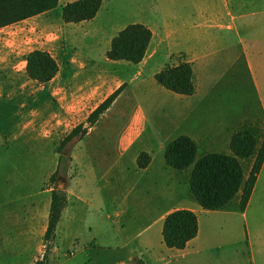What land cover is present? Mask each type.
Returning a JSON list of instances; mask_svg holds the SVG:
<instances>
[{
  "label": "crops",
  "instance_id": "1",
  "mask_svg": "<svg viewBox=\"0 0 264 264\" xmlns=\"http://www.w3.org/2000/svg\"><path fill=\"white\" fill-rule=\"evenodd\" d=\"M74 1L77 0H59L58 7L52 11L0 29V78L3 79L0 85L8 87L0 95L5 99L0 107L12 121V127L1 128L0 159L6 163L13 160L9 154L15 148L24 149L28 156L20 160H25L26 165L48 167L34 193L2 197L0 223L7 231L6 238L25 239L5 241L6 253L18 257L10 260L28 262L40 248L37 241H29V236L37 232L44 238L49 224L55 187L49 182L57 171L59 154L38 161L30 158L29 153L31 150L55 151L74 128L86 124L94 110L126 85L84 138L73 144L68 175L63 176L67 180L64 190L67 205L57 231L60 226L77 224L88 229L122 224L130 228L145 226L162 234L165 218L170 213L189 210L198 216L197 237L184 250L167 247V250L162 247L160 253L146 250L150 264H171L176 259L189 258L196 263L211 261V257H219L208 256L215 247L238 242L233 232L239 226L245 227L243 238L246 240L239 242L247 244L250 264H257L253 256L254 239L261 241L258 236L264 237V165L244 212L235 208L206 211L190 197V172L179 173L171 168L166 162L165 150L171 141L188 136L197 143L198 158L209 153L230 154L231 140L238 133L237 120L230 115L228 123V116H223L222 107L217 103L228 101L231 95L236 97L232 88L236 81L225 76L238 66L248 71L264 114V0H183L181 8L173 7L167 13L170 19L182 21L184 36L198 45L197 56L192 58L186 54L185 61L193 67L195 94L192 96L175 94L155 80V75L167 65L166 58L152 66L163 42L161 33H164L159 26L139 23L152 30L153 39L145 59L137 65L107 57L113 38L131 24L107 36L108 46L100 56L122 67L128 73L126 77L104 73L103 65L93 58L90 65L86 64L90 58H85L81 47L71 39L77 35L73 28L81 27L85 34L91 32L99 23L107 0H103L93 20L66 24L62 10ZM27 25L42 29L56 44L53 51L38 49L50 53L59 65L58 74L47 84H40L27 74V58L37 50L30 51L24 45L30 33L23 29ZM164 32L169 36L171 27ZM211 62L218 64L217 72L204 74ZM20 63L21 75L15 70ZM31 82L34 86L28 89ZM213 149L226 152H204ZM143 153L151 157L145 169L138 164ZM3 176L0 174V179ZM222 225L227 235L224 240L218 239L216 232ZM139 238L140 253H143L140 246L152 247L151 236ZM2 242L0 252L5 253ZM12 246L15 247L10 250L8 247ZM53 251H59L56 244Z\"/></svg>",
  "mask_w": 264,
  "mask_h": 264
},
{
  "label": "rangeland",
  "instance_id": "2",
  "mask_svg": "<svg viewBox=\"0 0 264 264\" xmlns=\"http://www.w3.org/2000/svg\"><path fill=\"white\" fill-rule=\"evenodd\" d=\"M182 2L183 0H107L101 19L94 29L85 34L81 27L73 28V31L77 35L71 37V39L81 47L84 53L83 56L90 58L86 60V64L90 65L92 63L91 58H93L103 65L104 70L101 71L126 77L128 73L124 72L122 67L114 66L113 62L106 61L105 57L100 56L102 50H105L108 46L105 40L109 34L117 32V30L122 29L127 24H151L162 27L164 33H161L163 42L159 47L160 52L152 66L161 64L166 58L167 60L165 62L167 64L178 65L179 63L187 61V55H191L194 58L198 54V45L192 41L189 42L183 34L182 21L179 19L172 20L167 14L173 7L181 8ZM168 26L172 29L169 36L168 33L165 34L164 32ZM23 29L30 31L28 42L24 44L28 50L43 48L53 51L56 44H54L52 37L44 35L42 29H37L34 25H27ZM111 37L112 35H110ZM63 41L61 43H64ZM18 44L20 46L22 42ZM209 65H211V69H204L203 73L213 75L214 72H217L215 70L218 64L211 62ZM195 66L197 69L198 63ZM15 70L17 74L21 75L23 73V65L21 66L20 63V67ZM86 71L89 73L90 69L87 68ZM225 79H233L236 81V85L232 88L237 94L236 97L233 95L229 96L228 101L217 103L220 104L222 109L219 106L218 108L221 109L224 117L228 116V123L231 119L230 115L237 120L236 125L238 131L241 129L249 131L256 139L262 141L264 139V114L248 71L242 66H238L235 69L227 71ZM2 80L0 78V82ZM30 85L28 89H32L34 86L32 82ZM5 89H8V87L3 84L0 85V95L4 94ZM4 103L5 99L3 96H0V105ZM8 114L10 115V113ZM10 126L12 127L11 118H8L4 109L0 107V132L1 128L6 129V127L10 128ZM74 146L70 145L66 149L69 157L72 154ZM204 152H226V150L213 149L205 150ZM229 152L231 154V150ZM55 153H57V150H31L29 154H31L30 158L38 159L39 161V159L44 157L55 158ZM27 156V151L24 149L17 150L15 148L13 153L11 155L9 154V157L13 158V160L10 159L6 163H3V158L0 159V174H4L0 179V205L4 201L3 196L12 194L14 197H19L25 192L34 193L39 188L40 181L44 177L48 167L46 165H26L25 160L20 159ZM11 161L15 163L11 164ZM252 164V160L244 162L246 174L249 173ZM49 184L51 187L54 186V182L50 181ZM235 205L233 208L236 209ZM244 229V226H239L234 230V240L238 241L235 245L215 247V249L208 252V256H219L217 258L211 257V261L196 263L189 258L185 260L176 259L171 264H250L251 253L247 244L245 245V243L239 242L246 241L243 238ZM6 232L3 229L2 223H0V241H3L2 249L5 252H0V264H38V261H41L47 251V243L44 241V238L38 236L37 232L31 233L29 241H37L40 248L39 251L30 257L28 262L10 260L18 257L6 253L5 241H25V239L9 240L6 238ZM216 232L217 238L220 240H224L227 236L226 229L223 225L221 227L218 226ZM57 235L55 244L56 247L58 246L59 251H53L54 244L50 254L51 264H150L149 252L147 253L146 250L152 249L155 253H160L162 247L167 250L162 240V234L156 230L146 229L145 226L130 228L127 225L114 224V228L111 225H106L100 228L92 227L88 229L77 224V226L72 225V227L60 226ZM141 235L143 238L146 236L153 238L152 247L140 246V250L142 249L143 253H140L138 250L141 242L139 237ZM262 237L258 236L261 241L259 239L255 241L254 239L253 256L257 260V264H264L262 260L264 256L262 257L260 255L261 250H264V237ZM14 247L8 248L12 250ZM173 252L178 253L177 251Z\"/></svg>",
  "mask_w": 264,
  "mask_h": 264
},
{
  "label": "trees",
  "instance_id": "3",
  "mask_svg": "<svg viewBox=\"0 0 264 264\" xmlns=\"http://www.w3.org/2000/svg\"><path fill=\"white\" fill-rule=\"evenodd\" d=\"M59 0H0V29L52 11ZM103 0H77L62 10L66 24H79L93 20L101 10ZM153 39L152 30L144 24H131L120 31L112 40L107 57L111 61L140 64L146 57ZM59 72V65L50 53L42 50L31 52L27 58V74L30 79L49 83ZM163 88L183 96L195 94L193 67L189 62L178 65L167 64L155 75ZM126 85L120 87L96 110L86 124L78 125L57 147L59 165L51 177L54 186L60 176H67L71 158L66 149L80 142L101 116L111 107ZM231 154L209 153L198 158L197 143L188 136L171 141L165 150L167 164L179 173L190 172L189 192L191 197L206 211L236 210L244 212L250 202L258 176L264 165V139H256L249 131L241 129L230 143ZM253 161L246 176L244 162ZM151 163L148 154H141L138 164L141 169ZM67 205L64 190L54 187L49 215V224L44 236L47 251L38 264H51L50 254L56 239V231L63 210ZM198 216L189 210L170 213L163 226V240L167 248L184 250L198 235ZM144 264V263H140Z\"/></svg>",
  "mask_w": 264,
  "mask_h": 264
},
{
  "label": "water",
  "instance_id": "4",
  "mask_svg": "<svg viewBox=\"0 0 264 264\" xmlns=\"http://www.w3.org/2000/svg\"><path fill=\"white\" fill-rule=\"evenodd\" d=\"M55 187L59 190H66L67 188V180L65 177L61 176L57 179Z\"/></svg>",
  "mask_w": 264,
  "mask_h": 264
}]
</instances>
